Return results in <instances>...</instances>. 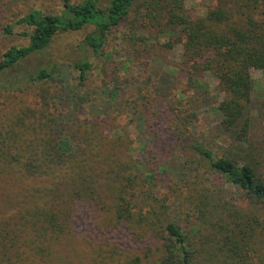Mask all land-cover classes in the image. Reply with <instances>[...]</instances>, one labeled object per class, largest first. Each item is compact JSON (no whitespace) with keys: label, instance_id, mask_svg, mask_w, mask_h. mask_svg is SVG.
I'll list each match as a JSON object with an SVG mask.
<instances>
[{"label":"rangeland","instance_id":"1","mask_svg":"<svg viewBox=\"0 0 264 264\" xmlns=\"http://www.w3.org/2000/svg\"><path fill=\"white\" fill-rule=\"evenodd\" d=\"M107 1L97 0V6ZM152 1L136 0L126 19L107 33L97 55L82 49L91 27L58 32L44 51L0 75V223H15L28 209L21 207L40 203L49 187L63 199L60 209L69 212V225L51 247L46 264H138L137 259L155 264L165 250L166 237L160 231L166 222H175L186 236L190 264H264V204L230 187L180 144L183 138L196 141L216 159L230 152L234 162L248 163L264 181V74L249 70V126L244 142L236 143L220 130L221 117L214 110L225 94L210 73L185 63L176 34L160 33L164 23ZM154 1L164 5L163 0ZM177 4L184 16L195 19L218 1ZM32 9L57 15L62 2L0 0V53L27 43L19 34L29 30L15 20ZM8 24L12 33L4 35L2 28ZM77 60L90 64L82 83L70 66ZM40 66L55 68L50 81L21 92L4 91ZM188 114L192 121L183 125L181 119ZM18 119L21 124L15 125ZM72 120L69 146L84 169L67 165L48 178L26 179L4 165L6 157L23 149L25 128L45 133L42 124ZM84 138L94 144L85 156ZM76 175L90 183H77ZM76 189L86 190L87 199L73 208L68 194ZM52 193L46 196L50 199ZM117 193L123 198L119 207L127 206L122 225L116 224L111 203ZM148 221H155L159 241L145 234ZM24 252L25 264H40L27 249Z\"/></svg>","mask_w":264,"mask_h":264},{"label":"trees","instance_id":"2","mask_svg":"<svg viewBox=\"0 0 264 264\" xmlns=\"http://www.w3.org/2000/svg\"><path fill=\"white\" fill-rule=\"evenodd\" d=\"M217 1L215 8L207 11L203 17L195 19H188L183 15L177 0H163V6L153 0L152 4L163 19L164 24L160 33L176 34L185 63H191L197 70L208 72L216 79L218 89L225 94L224 102L214 109L221 117L218 126L236 143L242 144L250 120L249 70H260L264 74V0ZM61 2L62 10L57 15L44 14L32 9L15 20L16 25L29 30L28 33L19 34L26 37L27 43L6 48L0 53V75L26 58L44 51L58 32L78 31L84 27H91L82 38V49L91 55L99 54L104 48L107 33L126 19L136 0H108L102 8L97 6V0ZM2 33L10 35L11 25H4ZM164 46L167 47L168 44ZM70 66L77 73L79 83H82L90 64L86 60H77ZM55 71L53 66L37 67L24 82L19 81L4 91L21 92L30 86H42L52 79ZM195 87L200 88L197 84ZM181 120L183 125L190 124L191 114L182 117ZM73 123L72 120L67 124L54 122L53 125L42 124L45 133L33 126L30 130L25 128L23 149L16 156L6 157L4 165L13 167L19 177L26 179L48 178L67 165L71 170H78L79 160L82 159L76 158L69 146L70 138L73 137L69 131ZM19 124L21 122L18 119L15 125ZM84 139L87 151L82 153L83 156L94 146L92 140ZM183 139L180 141L183 148L191 150L205 160L211 173L220 175L224 182L244 193L247 199L264 204V181L248 163L234 162V154L230 152L216 159L200 143ZM82 169L83 166L80 170ZM76 178L77 183H90L88 179L81 180L78 175ZM47 188L49 187L44 189L45 195L40 198V203L21 207L28 209L14 219L15 223L11 225L7 221L0 223V264H25L27 257L24 254L25 249L35 256L40 264L48 262L51 247L59 242L60 236L69 225L67 219L69 212L60 209L64 205L63 199ZM88 192L92 194L94 189ZM48 193H52L50 199L46 196ZM42 194L43 187L37 190V195ZM84 199H87V196L86 190L83 189H76L68 194V201L73 208ZM119 201H123V198L117 193L111 203L115 208V222L122 225L128 218V213L127 206L119 207L121 205ZM75 218L71 217V221H75ZM162 226L160 233L166 237L164 238L166 243L163 245L165 250L155 264H190L191 251L188 249L186 236L178 225L175 222H166ZM13 229L19 231L14 233ZM146 229V235L158 240L159 232L155 228V221H148ZM137 263L140 264L138 259Z\"/></svg>","mask_w":264,"mask_h":264}]
</instances>
